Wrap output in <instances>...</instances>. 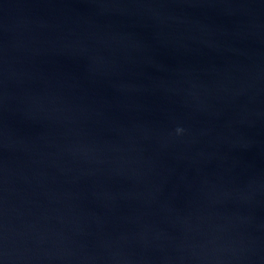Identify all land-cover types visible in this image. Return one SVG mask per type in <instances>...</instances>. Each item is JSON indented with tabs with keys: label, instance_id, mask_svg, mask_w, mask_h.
Returning <instances> with one entry per match:
<instances>
[{
	"label": "water",
	"instance_id": "water-1",
	"mask_svg": "<svg viewBox=\"0 0 264 264\" xmlns=\"http://www.w3.org/2000/svg\"><path fill=\"white\" fill-rule=\"evenodd\" d=\"M0 264H264V0H0Z\"/></svg>",
	"mask_w": 264,
	"mask_h": 264
},
{
	"label": "clouds",
	"instance_id": "clouds-1",
	"mask_svg": "<svg viewBox=\"0 0 264 264\" xmlns=\"http://www.w3.org/2000/svg\"><path fill=\"white\" fill-rule=\"evenodd\" d=\"M181 131H182V130H179V129H178V132H181Z\"/></svg>",
	"mask_w": 264,
	"mask_h": 264
}]
</instances>
